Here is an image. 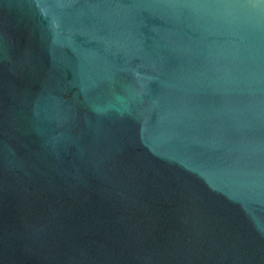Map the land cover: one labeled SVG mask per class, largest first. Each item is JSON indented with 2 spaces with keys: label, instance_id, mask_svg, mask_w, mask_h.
<instances>
[{
  "label": "water",
  "instance_id": "water-1",
  "mask_svg": "<svg viewBox=\"0 0 264 264\" xmlns=\"http://www.w3.org/2000/svg\"><path fill=\"white\" fill-rule=\"evenodd\" d=\"M0 264H264V0H0Z\"/></svg>",
  "mask_w": 264,
  "mask_h": 264
}]
</instances>
